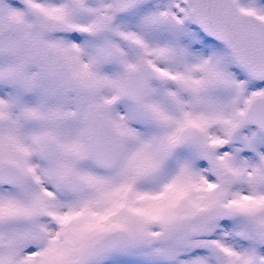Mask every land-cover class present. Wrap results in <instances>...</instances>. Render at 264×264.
I'll use <instances>...</instances> for the list:
<instances>
[{
    "label": "snow or ice",
    "instance_id": "1",
    "mask_svg": "<svg viewBox=\"0 0 264 264\" xmlns=\"http://www.w3.org/2000/svg\"><path fill=\"white\" fill-rule=\"evenodd\" d=\"M0 264H264V0H0Z\"/></svg>",
    "mask_w": 264,
    "mask_h": 264
}]
</instances>
